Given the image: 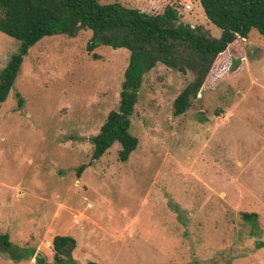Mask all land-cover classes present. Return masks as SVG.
I'll list each match as a JSON object with an SVG mask.
<instances>
[{
  "label": "rangeland",
  "instance_id": "374dc122",
  "mask_svg": "<svg viewBox=\"0 0 264 264\" xmlns=\"http://www.w3.org/2000/svg\"><path fill=\"white\" fill-rule=\"evenodd\" d=\"M99 2L150 14L169 5L220 37L199 0ZM90 37L37 42L0 103V237L11 245L0 238V264H56L57 235L74 240L58 264H264V36L251 30L223 74L237 54L243 70L221 76L179 116L172 105L193 74L162 64L146 73L129 130L138 144L126 161L118 143L92 160L90 138L118 109L130 53H89ZM17 48L0 33V70Z\"/></svg>",
  "mask_w": 264,
  "mask_h": 264
},
{
  "label": "trees",
  "instance_id": "16d2710c",
  "mask_svg": "<svg viewBox=\"0 0 264 264\" xmlns=\"http://www.w3.org/2000/svg\"><path fill=\"white\" fill-rule=\"evenodd\" d=\"M199 4L208 22L221 31L220 37L211 36L203 27L183 23L178 11L169 5L162 13L150 14L118 2L101 4L99 0H0V33L18 42L16 52L0 70V103L6 101L33 45L52 35L74 38L80 31H90L86 46L89 53L100 46L123 48L130 53L118 109L109 112L99 132L90 138L91 159H99L118 143V159L126 161L138 144L129 130L146 73L162 64L193 74L192 81L173 102V115L179 116L188 110L192 98L217 85L221 76L237 75L243 70L244 60L237 54L233 72L223 74L228 69L231 49H239V43L251 30L264 36V0H199ZM92 58L99 59V55L93 53ZM21 103L20 100V106ZM84 168L85 165L78 167V177ZM242 216L247 219L253 215ZM0 238L5 247H11L7 236ZM68 245L72 250L71 237L53 238L56 264L61 262Z\"/></svg>",
  "mask_w": 264,
  "mask_h": 264
},
{
  "label": "built area",
  "instance_id": "2783aa9c",
  "mask_svg": "<svg viewBox=\"0 0 264 264\" xmlns=\"http://www.w3.org/2000/svg\"><path fill=\"white\" fill-rule=\"evenodd\" d=\"M191 7L189 4H183V9L185 10H189ZM176 10H178L177 8H175Z\"/></svg>",
  "mask_w": 264,
  "mask_h": 264
},
{
  "label": "crops",
  "instance_id": "0c3cea01",
  "mask_svg": "<svg viewBox=\"0 0 264 264\" xmlns=\"http://www.w3.org/2000/svg\"><path fill=\"white\" fill-rule=\"evenodd\" d=\"M157 1H151V3H156ZM148 7H149V5H148ZM136 9H138V8H136ZM138 10H140V11H143V12H149V11H147L146 9H138Z\"/></svg>",
  "mask_w": 264,
  "mask_h": 264
}]
</instances>
